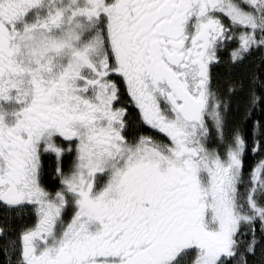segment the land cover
I'll return each instance as SVG.
<instances>
[{"label": "snow or ice", "instance_id": "obj_1", "mask_svg": "<svg viewBox=\"0 0 264 264\" xmlns=\"http://www.w3.org/2000/svg\"><path fill=\"white\" fill-rule=\"evenodd\" d=\"M0 264H264V0H0Z\"/></svg>", "mask_w": 264, "mask_h": 264}]
</instances>
